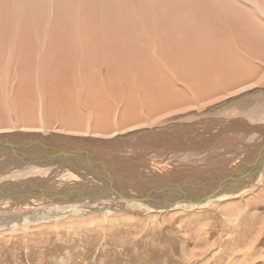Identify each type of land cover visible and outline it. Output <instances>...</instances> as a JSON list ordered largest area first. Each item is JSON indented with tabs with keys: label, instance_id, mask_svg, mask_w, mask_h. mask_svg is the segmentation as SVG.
Instances as JSON below:
<instances>
[{
	"label": "bare ground",
	"instance_id": "obj_1",
	"mask_svg": "<svg viewBox=\"0 0 264 264\" xmlns=\"http://www.w3.org/2000/svg\"><path fill=\"white\" fill-rule=\"evenodd\" d=\"M50 6H56L61 15L56 22L57 36L64 40L59 49L55 48L58 40L53 42L40 36ZM97 6L101 11L98 9L100 12L95 18L103 16L113 25L108 22L111 25L107 26L105 18L104 23L92 22L95 25L90 23L88 30L93 36L85 38L79 16L84 11L93 15ZM23 24L37 35L31 37L33 46L41 47L36 65L29 71L31 78L24 75L23 80L29 78L34 83L29 91L30 86H23L25 81L21 82L20 77L16 81L12 78L20 71L16 68L19 65L16 50L19 43L24 45V37H18ZM262 35L264 0H240V6L235 0H0V145L5 141L10 143L0 149V222L3 223L0 230L8 229L9 223H31V226L15 229L24 233L56 227L49 228L51 233H56L61 224L73 221L106 223L118 215L116 210L136 213L138 216L130 217L134 220L160 221L161 213L177 210L172 202L182 195L168 192L163 201L154 199V191L162 188L158 183L165 182L169 188L171 183L180 181L182 187L194 180V172L202 171L203 175L214 162H226L234 168L243 155L264 143L258 136L246 138V133L254 134L257 130L250 125L264 122V114L258 115L262 105L250 100L252 88L264 87V73L255 79L256 70L253 72L252 67L264 70V60L262 64L252 63V60L245 62L253 57L256 43L264 38H258ZM169 64L176 66L173 81L164 73ZM15 90L18 100L13 95ZM248 90L251 92L245 93ZM229 103L252 107L240 112L237 110L242 107L237 106L236 113L229 112L230 115L221 111L227 118L244 115L248 120H255L251 121L253 125L241 118L240 126L237 125L241 129L237 133L234 132L236 124L232 122L226 131L219 133V141L208 142L207 131L198 130L206 120L195 119L205 116L215 121L212 115L215 111L209 112L211 115L204 112L211 106L227 107ZM51 108L55 109V117L58 115L60 123L57 125L49 124ZM183 113L187 118L181 116ZM180 119L186 120L185 123ZM58 139H64L67 144L104 142L110 150L105 156H87V161L78 158L80 169L93 170V175H89L91 179H87L88 175L82 178L78 172L61 169L70 164L60 162L51 154L53 151L57 156L59 151L71 150H56ZM245 146L250 150L244 149ZM143 147L148 151L159 150L156 161H141L142 152L137 151ZM181 147H185L184 151H178ZM233 148L240 149L233 151ZM42 149L52 155L50 160L41 159ZM257 157L258 166L264 162V153ZM94 159L101 164L94 163ZM169 169L173 170L170 174ZM109 174L117 178L107 176ZM161 175L167 180L162 181ZM203 183L206 184L188 192L182 187L185 196L200 197L209 193L203 187L216 191L214 182L204 179ZM263 186L264 166L235 189L228 183L220 194L227 192L231 199L218 195L199 206L183 201L179 210L195 212L213 206L211 209L226 210L229 215L241 213L244 209L236 207L232 211L229 207H235L238 202L241 205L242 200L246 206L251 201H259ZM115 188L123 194L116 193ZM249 196L251 200L245 199ZM239 198L240 201H234ZM145 200L152 204L139 203ZM44 203L48 204L40 211L36 209L38 204ZM95 208L99 210H95L98 215L89 217ZM31 211L37 213L27 215ZM151 211L160 214L150 217ZM122 216L127 217L124 213ZM257 221L258 215L248 213L246 229L240 236L246 238V230L255 228ZM254 245V242L247 245L253 248L245 245V249H240L243 251L240 256L247 253L246 250L254 251Z\"/></svg>",
	"mask_w": 264,
	"mask_h": 264
},
{
	"label": "rangeland",
	"instance_id": "obj_2",
	"mask_svg": "<svg viewBox=\"0 0 264 264\" xmlns=\"http://www.w3.org/2000/svg\"><path fill=\"white\" fill-rule=\"evenodd\" d=\"M235 1L240 6V0H235ZM97 7L95 8V10L98 12L95 11L93 15L90 14L92 16V19L89 13H86L85 11L84 13H82V16L81 14L79 16V20H81L80 24L83 26V31L85 33L83 37L85 38L88 36H93L92 32L89 30L94 22L96 23L100 21V23H104V21H106V24L110 22V20H108L107 22L106 18L103 16H98L99 20L97 19V17L95 18L94 15L95 14L99 15V12L101 11L100 6L98 8ZM53 8H55V11H53L54 10ZM49 10H50L49 11L50 14H48V16L46 17L47 21L45 23V26L43 27V31L40 36H43L44 37L43 39L45 40L49 38V40H52L53 42L58 40L59 41L58 45L55 48L59 49V47L60 48L62 47L61 44H63L62 42L64 40L62 37L59 36L60 38L59 39L57 36L59 35V33L57 30L58 26L56 25V22H58V20L61 19V15H59L56 9V6H50ZM52 16L53 17L55 16V18L58 16L60 17L55 19ZM85 19H86V22H85ZM103 19L104 21L102 22ZM53 21H55V25ZM90 23H91V26H90ZM110 23L113 25L112 22ZM110 23L107 24V26L111 25ZM21 27H20L21 32L22 30L24 31L21 33L18 30V35H19L18 37H24V40L22 41L24 42L23 43L24 45H20L19 43V46L16 50V59H17L16 64L17 65L19 64L18 66H16V68L18 69V71L20 69V71L17 73L18 79L14 75L12 76V78H14L13 81L20 80L21 78L20 81L23 82L25 81L23 80L24 75L26 77L31 78V74H30L31 72L29 71L31 70L30 68H33L36 65L35 62H37V59L40 56L39 53L41 52V50L39 48L41 47L38 48L36 45L33 46V43H32L33 38L31 37H35L37 35H33L32 33H30L32 29L30 30V28L27 27L26 24H23V26ZM44 28L46 30H44ZM228 29L231 30V26H229ZM53 31L55 32L53 33ZM261 37H264V35L258 38H261ZM30 43L31 45H29ZM31 47L32 49H30ZM255 47L256 48H255L253 57L250 59L247 58L246 59L247 61L245 62L252 60V63L255 62V63L262 64L264 60L263 58L264 57V52H263L264 38H262L258 43H256ZM26 48L28 50H26ZM262 52L263 54H261ZM18 54H19V57H18ZM32 54L34 55L32 56ZM25 56H27L28 58L27 57L25 58ZM21 67L23 68L22 70H21ZM27 68H28V71H27ZM256 68L259 69V71ZM252 69H253V72L256 70V75L254 76L255 79L264 75L263 69H260L257 66L252 67ZM175 70H176V66L169 64L167 65L164 73L168 76V78H170L173 81L172 73ZM28 80L30 79L28 78L22 85L28 88L30 86V88L28 89L29 91L31 88H33L34 83H32V80H30V82ZM26 82H29L32 84L30 85L28 83L29 84L28 85ZM24 84H27V85H24ZM124 87H123V90H125ZM262 87L263 86H259V87H255L256 89L255 88L251 89V91H254V92L252 93V95H250V100L253 103L254 102L257 103L258 105L261 104L262 107L264 108V105H263L264 87L263 88ZM233 91H235V89ZM251 91L248 90V91H245V93L251 92ZM16 93L17 91L15 90L13 95L15 99L18 100V94ZM14 97H12V99H14ZM22 98L23 97H21L18 103H21ZM228 102H231V100H229ZM232 104L233 103L227 104V107L229 105L228 108L224 105H222L220 108L219 106L215 107L217 110L213 108L214 106H211L210 109L212 108L211 109L212 111L209 109V111L207 110L204 112V113L208 112V114L210 113L212 114V112L215 111V113L213 112L212 114L214 116L213 119L214 120L217 119L215 120V122H217L219 125L216 123L214 124V127L215 128L218 127L219 131L220 130L224 131V129L226 131L228 129V125L230 123L231 124L234 123L236 124V127H237L234 132L237 133L238 129H241L240 127L237 126L239 124L238 121L241 122L242 120H244L246 121V124H248L249 122L252 124V122L255 121V120L253 121V120L246 119V116L244 115L234 116L235 114L231 117H228L229 118L228 119L226 115H230L229 112L234 113L236 111L235 107L237 108V106L242 107L241 109L237 108L238 109L237 111L241 110L240 112H242V110L248 111L249 109L252 108V107L243 108V106H239V104L237 106H233ZM82 107H83L82 104L79 105L80 110ZM225 108L227 109L225 110ZM263 108L259 110L260 113L259 114L257 113L258 115L264 114ZM58 109H57V112L60 111ZM50 110H52V113ZM50 110H49L50 112L49 114L52 116L49 117V122H50L49 124L51 126L59 124L60 122H58V115L57 117H55L54 115L55 109L51 108ZM221 110L224 111L225 113L222 112ZM223 113L226 115H224ZM216 114L218 117H216ZM221 115H223V117ZM181 116H183V118H187L188 115L183 113L181 114ZM220 118H223V119L219 120ZM241 118L243 119L240 120ZM201 119L211 120V119H208V117L200 116V118L197 120L195 119V121H203ZM179 121H181V123H185L186 120L180 119ZM253 124L254 126L250 125L251 128L257 127L259 125L261 126L259 127V129H264L263 121L256 122V123L254 122ZM198 130L202 131L204 129L201 128ZM215 130L216 129L212 130L210 134H207L208 142L219 141L218 137L220 134L219 132L217 133V130L216 132H214ZM240 135H241V132H240ZM254 136H257V135H254ZM75 148H78V146L77 147L75 146ZM184 149L185 147L183 148L181 147L180 151H184ZM239 149L240 148H235V149L233 148V151L234 150L237 151ZM244 149L250 150L248 146H245ZM137 152H142L141 161L154 162L156 161V158H157L156 156L158 155L157 152H159V150L148 151L147 149H144L143 147ZM144 152H146L147 154L150 153L149 154L150 157ZM253 154L254 153L249 154L250 157L248 156V154L246 156L243 155V158L241 159H244V157L246 158V160L251 159ZM148 157L150 158V160H148ZM218 157L220 156L216 155V158ZM226 158L228 159V157ZM222 159L225 160V157H223ZM229 168H231V166L229 164H226V162L225 163L214 162L210 166V171L212 172L222 171V170L229 169ZM169 171H171L170 173H172L173 170L169 169L167 173H169ZM201 172L202 171H196L193 173L194 180L200 177H204L206 172L203 175L201 174ZM224 174H226V172ZM160 178H162V180H167L165 176H162ZM205 180L210 181L209 179H206V178ZM160 184L161 183H158V185ZM175 187H178V188L175 189ZM169 188L172 189L170 192L181 194L182 196L176 198L175 201L172 202V206L177 207V210L171 209V210H168V212L166 213L163 212L164 214H166V216L163 213L160 214L155 211L150 212V215H149L150 217H154V216L157 217L158 214H160L159 215L160 217H158V218H161L160 221L159 219L134 220L133 218H130V217L138 216L136 215V213H131V212L128 213L127 211L121 212V210H118L117 212L116 210L115 214H118V215L111 217L108 221H106V223L97 224V223H91V222L84 223V222H79V221H73L66 225L61 224V226H59V229H57L56 233H51V230H53L56 227H49L51 230L49 228L46 230H42V231L25 230L24 233H20L18 232L19 230L15 228H19L20 226L22 228V226L27 225V223L23 225H20V223L17 225H12V223H9L8 229L0 230L1 232L0 233V264H264V195H263L264 186L259 191L262 194V197L259 196L260 202L251 201L249 205L246 206V204H243V200H242V204L240 205V202H238V200L240 201V198L234 200V201H237L238 203L236 202L237 204L235 205V207H231V208L229 207V209L233 211L237 207L238 209L241 208L244 210L241 213H236L233 215H229L226 212V210L225 212L224 211L219 212V210H217L216 208L211 209V207L213 206L211 207L208 206L210 208L208 207L205 208L206 210L209 209L210 212L209 210H207L206 212L204 208H199L196 210L194 209L195 212H192L191 210V211H182L181 213L179 209H182L181 204H183L182 200L184 199L183 197L185 196L184 194L185 192L180 185V181L171 183V186ZM203 189L208 192L214 191L212 188L203 187ZM219 195L225 196L227 199H231L230 197H228L227 192H224ZM245 199L251 200L252 196H249L248 198H245ZM139 203H142L146 206H149V204H152L150 203L149 200H145ZM47 204L48 203L38 204L36 206V209L40 211L41 207ZM152 207L159 208L157 205H152ZM95 210L99 211L98 209L95 208L94 210H92L90 214H88V216L92 217L93 215H98V213H96ZM212 210H213L214 215L211 213ZM198 212H199V215H198ZM36 213L37 212L31 211V213L27 215L36 214ZM123 213L127 215L126 218L122 216ZM200 213L202 215H200ZM248 213L258 215V221H257L255 228L249 231L246 230V233H245L246 238H245V237H241L240 233L246 229ZM67 216H71V215L67 214ZM161 216L162 217L164 216L165 218H162ZM140 217H145V216H140ZM70 218H77V217L72 215ZM2 222H5V220ZM2 224L3 223L0 222V225ZM30 224L31 223H28L27 226H31ZM13 226H16V227H13ZM251 241L254 242L255 244L254 251L251 250L250 252H248V250H246L247 253L240 256L241 252H243V251L240 252V249L244 248L245 245H246L245 247H248L247 245L251 244L252 243ZM251 247L249 246L248 248H251Z\"/></svg>",
	"mask_w": 264,
	"mask_h": 264
},
{
	"label": "water",
	"instance_id": "obj_3",
	"mask_svg": "<svg viewBox=\"0 0 264 264\" xmlns=\"http://www.w3.org/2000/svg\"><path fill=\"white\" fill-rule=\"evenodd\" d=\"M216 123L217 122H215L213 120H206L205 122L202 123L201 126L204 128L205 131H207V134H210V132L214 129L217 130V133L218 132L223 133L224 132L223 130L219 131L218 127L217 128L214 127V124H216ZM259 127H261V126H259V125L257 126V130L255 129V131H256L255 133L259 137L258 139H260V138L264 139V134L262 133L264 131V129H259ZM246 136H247L246 137L247 139L254 137L253 133H249V134L246 133ZM76 139H81V138H76ZM57 141H58V143L55 146L56 150H62L64 148L71 149L68 152L59 151L60 154H58L57 156L54 155L53 151H51V154L55 158H57L60 162L70 164V165H66V166L62 167L61 169L70 170V172L75 173V174H76V172H78L77 175H79L82 178L84 176H87V175L88 176L93 175V174H91V172H93V170L89 171L87 169H80L79 165H81V164L77 163L78 158H80V160L87 161V156L93 157L94 155H98V154H102L105 156L104 153L106 151L110 150L103 145L104 142H103V144H99V143H93V142L89 141L91 143L86 144L84 142L79 141L76 144H70V143L67 144L64 139H58ZM262 141L264 142V140H262ZM8 144H10V143L6 142V141L3 142L0 145V149H3ZM75 146H78V148H75ZM39 147L41 148L42 145H39ZM113 149H115V148H113ZM99 150H101V151H99ZM178 151H180V148L178 149ZM253 152H254V154H253L251 159H248V160L240 159V163H238L234 168L231 167L229 169H225L222 171H213L212 172V171H210V167H209V168H207V172L205 173L204 177H200V178L195 179L186 185H182V187H186V188H184L185 192L196 189L198 186L202 187L204 184H206V183H203V180L205 178L209 179L210 180L209 182H214L216 185V191L209 192V193L202 195L200 197L187 194V196H184L185 198L183 197L184 199L182 201H185V203H188V204H195L196 206H199V205H203V204L209 202L210 200L214 199L215 197H217L224 190L225 186L228 183L230 185L235 186V187H233L235 189L238 186V184L243 182L247 177H251V176H253V174H256L259 171V169L264 166V162H261L257 166V159H258L257 156L261 157V155L264 153V143L258 145L255 149L249 151L246 154H251ZM52 155L46 154L45 151L42 149L40 157L42 160L48 161V160H50V156H52ZM74 161L76 162V164L72 165V162H74ZM89 162H91V161H89ZM94 163H100V162H97L96 159H94ZM102 165H105V164H102ZM109 166L111 167V165H109ZM239 168H240V171L238 172L237 170ZM84 170L89 171V173L84 171ZM225 172H226V174H224ZM98 173H99V170H98ZM107 176H110L112 178H117L115 176V174H109ZM235 176H236V178H235ZM87 179H91L90 176ZM162 181H164V180H162ZM189 184H193V185H189ZM196 184H198V185H196ZM161 186H162V188L158 189L157 191H154V194L152 196L154 197V199H159V200L163 201L164 198L167 197L168 192H170L172 189L168 188L167 184L165 182H162ZM132 188H135V187L132 186ZM136 191L141 192L138 189H136Z\"/></svg>",
	"mask_w": 264,
	"mask_h": 264
},
{
	"label": "crops",
	"instance_id": "obj_4",
	"mask_svg": "<svg viewBox=\"0 0 264 264\" xmlns=\"http://www.w3.org/2000/svg\"><path fill=\"white\" fill-rule=\"evenodd\" d=\"M238 146H239V145H238ZM238 146H237V147H238ZM150 171H153V170L150 169ZM121 172H122V171H121ZM115 189H116V193H118V194H123V192H122L120 189H118V188H115Z\"/></svg>",
	"mask_w": 264,
	"mask_h": 264
}]
</instances>
